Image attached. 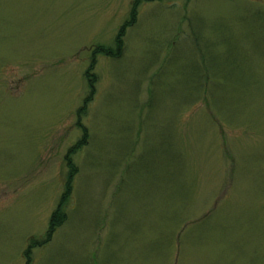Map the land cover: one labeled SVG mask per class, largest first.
Wrapping results in <instances>:
<instances>
[{"label": "rangeland", "instance_id": "374dc122", "mask_svg": "<svg viewBox=\"0 0 264 264\" xmlns=\"http://www.w3.org/2000/svg\"><path fill=\"white\" fill-rule=\"evenodd\" d=\"M134 1L0 0V264H264V0Z\"/></svg>", "mask_w": 264, "mask_h": 264}, {"label": "trees", "instance_id": "16d2710c", "mask_svg": "<svg viewBox=\"0 0 264 264\" xmlns=\"http://www.w3.org/2000/svg\"><path fill=\"white\" fill-rule=\"evenodd\" d=\"M134 1V0H133ZM156 2H160V1H163V0H135L133 2V5H132V9H131V12H130V17L128 19V21L125 22V24L123 25V27L121 28V31L118 33V36L116 37L115 39V42H116V47L114 49L110 48L108 49V51H106L103 47H99L98 49L100 50L101 54H104L105 56L107 57H120L124 52V37H125V34H126V31L128 28L134 26L136 24V20H137V16H138V11L139 10V7L144 4V3H155ZM168 1H173V0H168ZM97 49V51H98ZM94 52L93 54V63L90 64V68L89 70L86 72V79H87V82H88V87H89V97H87L84 101V106H82L83 108H81L79 110V112L77 113V120H82L83 116L85 115L86 113V110H87V107L89 105V103H91L92 99L94 98L93 95L96 94V84L98 82V78L93 74V70H94V64H95V54L97 53ZM103 52V53H102ZM80 124V123H79ZM86 135L85 132H83V135ZM87 136V135H86ZM88 141V136L87 137H82V140L74 147V148H71L70 152L68 153V155L65 156V164L67 166V169L68 172H67V178L69 177L67 183L69 185H66L65 187H69L71 189V183H72V178L74 176V171L72 168L73 165H72V162H73V155L74 154H77V152L80 151L81 147L84 146L83 143H86ZM72 171V172H70ZM70 189L67 188V191H70ZM72 191V190H71ZM64 204V203H63ZM60 211V207L59 209L57 210V212ZM58 214L56 213V215L54 217H52L51 219V222H50V227H49V232H48V237L43 241V242H40V243H36L35 241H30V243H33V248L35 247H38V246H43V245H46L48 244V242L51 241V238H52V235L55 233V231H57V229L59 228L58 225H57V222H56V218H57Z\"/></svg>", "mask_w": 264, "mask_h": 264}]
</instances>
